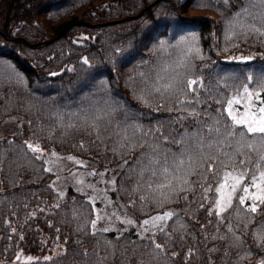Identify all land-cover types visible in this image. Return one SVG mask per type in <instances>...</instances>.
<instances>
[{
    "label": "trees",
    "instance_id": "trees-1",
    "mask_svg": "<svg viewBox=\"0 0 264 264\" xmlns=\"http://www.w3.org/2000/svg\"><path fill=\"white\" fill-rule=\"evenodd\" d=\"M245 2L0 0V68L5 69L0 78H8L0 81V121L10 116L22 120L19 130L0 137V264H9L18 252L38 256L29 264L264 261V244L257 239L264 231V206L257 214H250L236 199L222 214L224 224L215 214L217 192L213 188L225 170L220 161L227 160L224 153H234V148L223 146L212 171H207V164L195 170L185 165L175 171L169 180L177 189L183 186L187 190L171 193L158 188L160 181L146 167L142 153L148 151V143L134 149L125 147L129 142L123 132L125 123L134 124L142 129L136 139L151 142L158 135L154 133L157 129L178 138L202 128L206 142L218 139L214 133L208 135L207 128L217 117L218 127L231 124L223 112L222 98L232 96L248 75L255 77L264 71V37L230 29L233 15ZM169 11H173V18L167 37L173 41L175 54L183 58L175 70L176 56L165 48L161 36ZM247 23L259 26L260 21L249 19ZM225 56L253 59L241 63L225 60ZM182 64L190 65L186 79H197L202 85L194 86L195 91L150 94L162 68L167 71L160 74L170 80L176 71L184 72ZM100 79L114 84L113 94L110 97L104 92L100 103H91L86 92ZM143 80L145 88L139 90ZM254 84L255 80L250 87ZM105 99L117 111L110 121H100L97 133L90 126L95 109L90 106H103ZM191 111L198 115L193 117ZM72 124L75 127H69ZM26 141H36L44 151L85 160L93 169H105L112 179L108 194L136 222L164 210H171L174 216L162 232L154 230V236L153 232L137 236L131 229L93 230L88 225L92 219L89 203L80 195L57 197L59 192L50 186L56 173L45 171L43 159L35 158L37 154L27 149ZM165 147L178 152L182 145L168 143ZM252 159L256 161L255 154ZM248 167L255 170L254 163ZM185 178L187 185L183 184ZM67 192L70 195L65 197L74 195L71 189ZM48 198L49 202L43 200ZM34 204L38 206L34 208ZM228 224L238 240L228 232ZM153 240L162 244L164 251L155 249Z\"/></svg>",
    "mask_w": 264,
    "mask_h": 264
},
{
    "label": "snow or ice",
    "instance_id": "snow-or-ice-1",
    "mask_svg": "<svg viewBox=\"0 0 264 264\" xmlns=\"http://www.w3.org/2000/svg\"><path fill=\"white\" fill-rule=\"evenodd\" d=\"M227 2L228 0H225V3ZM249 19L253 21L259 20V26L255 23H247ZM237 28L245 36L251 33L264 37V0H246L230 21V29L234 30ZM192 40H195L194 36ZM193 47L194 45L190 46V50ZM195 51L199 55V49L195 48ZM239 59L247 62L252 60L253 57H241ZM84 63H88V61L85 59ZM181 67L184 69V72L176 71L170 80L165 79L160 74L167 71V69L162 68L157 73V79L153 81L150 94L154 92L161 96L170 95L176 93L177 89H179L180 93H183L185 90L195 91L194 86L202 85V81H198L197 79H186L190 71V65L182 64ZM4 72L5 69L0 68V76H3ZM254 80L255 84L250 88ZM217 102L219 103L220 101L218 100ZM181 103L184 102L181 101ZM235 105H239L240 107H234ZM116 111L117 108L113 103L105 99L104 105L95 108L91 115L90 126L93 131L99 133L100 121L105 119L110 121ZM223 112L227 114V117L231 120V124L225 122L223 127H218L217 125L220 124V120L217 117L214 124L207 128L208 135L214 133L218 137L215 142H206L207 137L202 128L198 129L196 133L181 134L178 138H170L167 134L160 133L159 129H157L154 130V133H158L156 139L147 142L143 137L139 140L136 139L137 133L142 131L140 127L127 123L123 125L124 139L129 142L125 147L134 149L143 147L145 143H148V151L142 153V156L147 161L146 167L150 169L151 176L157 177L160 181L158 188H167L171 193L187 190L183 186L177 189L176 185L169 180V177L174 175L175 171L184 169L185 165L195 170L205 164H207V171H212L219 159V153L222 152L223 146L234 148V153H224L227 156V160L220 161L225 170L215 189L218 193V198L215 201V214L220 218L219 222L221 224L225 223V218L222 214L233 207L234 199H237L241 206H244L246 201L250 200L251 204H248L245 208V211L250 214H257L260 206H264V71H261L255 77L248 75L246 83L236 89L234 94L226 99ZM190 114L193 117L198 115L195 111H191ZM185 118L178 117L181 120ZM125 120H127V117ZM69 127H75V125L72 124ZM129 130H131L130 135L128 134ZM168 143L179 144L182 147H180L178 153L173 152L171 148L165 147ZM25 145L32 153H38L35 156L36 159H40L43 155V150L39 144L26 141ZM81 147H83V144H81ZM253 154L257 157L255 162L252 159ZM53 155L56 154L53 153ZM237 156L239 159L235 158ZM68 159L73 160L74 158L68 157ZM140 163L144 166V161H140ZM253 163L254 171L248 167V165ZM45 171H51V169L46 168ZM204 179L206 180L207 177H204ZM165 180H169V182L165 183ZM246 180L248 181L247 184H245ZM188 183V180L185 178L183 184L187 185ZM151 187L152 185L149 184V188ZM251 189H255V191H251ZM238 191L242 194L237 197L235 194ZM141 199H146V197L142 196ZM212 214L213 212L209 211V215ZM173 216L174 213L172 211H167L163 215H156L148 220H144V231L149 232L150 227H157L162 232L164 230L163 222L171 219ZM251 218V216L248 217L249 223L251 222ZM99 219L100 217L97 216V220ZM121 222L127 224L133 223L132 220H123ZM95 227L96 221H93L92 228L95 229ZM245 227H247V223ZM227 230L229 233H233L230 224L227 225ZM103 231L106 232L108 229L105 228ZM92 234L95 235V232ZM152 235L154 236L155 233L153 232ZM236 239L238 240L239 237H236ZM257 239L261 244H264V231L258 233ZM152 243L155 249L164 251L162 244L155 242V240ZM84 255L87 256L88 253L85 252ZM20 258L21 256L18 254L17 260H20ZM45 259L47 260L49 257H45ZM27 260L32 261L33 258L27 257ZM261 264H264V261H261Z\"/></svg>",
    "mask_w": 264,
    "mask_h": 264
},
{
    "label": "rangeland",
    "instance_id": "rangeland-1",
    "mask_svg": "<svg viewBox=\"0 0 264 264\" xmlns=\"http://www.w3.org/2000/svg\"><path fill=\"white\" fill-rule=\"evenodd\" d=\"M173 7H176V5L174 4ZM172 12L173 11H169V17L167 19L165 18L167 24L161 36H162V40L164 42L165 48L166 49L169 48L175 54V52L172 50L173 41H170V39L167 37V32H169V29H170L169 23L171 19L173 18ZM222 25L226 26L225 23ZM174 50L177 51L178 48L176 47L174 48ZM175 56L176 58L172 65L173 70L177 68L178 63L180 61H183L182 57L180 58L176 54ZM241 57L242 56H236L235 58H230V57L225 56L224 59L225 60H237L241 63H245L244 61L239 59ZM231 69L236 70L235 66H232ZM233 74H234V77H236L238 74L237 70L235 73H232V75ZM6 79L8 78L1 77L0 81H4ZM145 80L141 81L140 84L138 85L139 90H143L145 88ZM240 81L244 82L243 80H240ZM86 84L87 86H90L91 82L87 81ZM113 89H114V84L111 81H108L106 79H100L97 82H92L91 88L86 92V96L89 102L91 103L95 102L96 104H98L103 100V96L101 94L105 92L106 95L110 96L111 94H113ZM227 95H225L222 98L223 102L226 101ZM90 107L97 108V105H91ZM234 107L239 108L240 106L235 105ZM114 116L111 119H113ZM21 124H22V120H20L17 116L4 117L2 121H0V137H3L8 133L14 132L15 130H19ZM30 143L39 144L36 141H30ZM42 150H43V155L41 156L42 158L40 159H43L44 168L45 169L50 168L51 171H48L49 173L50 172L56 173L55 178L53 180L51 179L52 181H50V186H52L53 189L59 192L57 193V197L61 199H64V198L72 199L75 196L80 195L82 199H85L89 203L90 207L92 208V219L89 220V224H88L89 227L92 228V222L96 221V227L95 229L92 228L93 230H97V229L103 230L107 228L108 230L120 232L123 230L131 229L137 232V236H143L145 234L144 225H143L144 220H148L151 217H154L156 215H163L165 212L171 211V210H164L162 212H159V214H151L147 216V218L144 217L136 222V220H133L129 216V214L126 211H124L123 208L120 207L118 203L114 201L113 197L111 198V196L108 194L109 186H110L109 184L111 183L112 179L105 169H99V170L93 169L89 167V165L85 162V160L84 161L78 160V158H76L75 156H68L65 154L60 155L59 153L47 151V149L45 151L44 149ZM53 153H55L56 155H53ZM68 157H73L74 159L69 160ZM77 161H79V163H77ZM220 179L221 177L219 178L218 182L220 181ZM247 183L248 181L246 180L245 184ZM217 186H218V183L214 186L213 190H215ZM69 187L71 188V191H73L74 195L72 197H65L66 194H68L69 192V191L67 192V189ZM251 191H255V189H251ZM43 192L52 194V192H50L47 189H44ZM241 194L242 193L238 191L235 195L238 197ZM69 195L70 194H68V196ZM43 200L46 202L50 201L49 198L43 199ZM249 202L250 200L246 201V204L248 205ZM52 203L54 202L52 201ZM88 203H86L85 205L86 208L89 207ZM37 206L38 204H34L33 207L36 208ZM113 213H115V215H113ZM97 216L100 217L99 220H97ZM123 220H132L133 223L132 224L122 223L121 221ZM165 223L166 221L163 222L164 225ZM154 230L155 231L159 230V228L150 227V231H154ZM42 234H45V233L42 232ZM233 236L236 237V234ZM57 249L58 247L54 248V252H57ZM18 254H20L21 256L20 260H17ZM27 257H32L33 260L28 261ZM37 258L38 256H34L33 254L18 252L8 263L9 264H29L31 262H34L35 259Z\"/></svg>",
    "mask_w": 264,
    "mask_h": 264
}]
</instances>
